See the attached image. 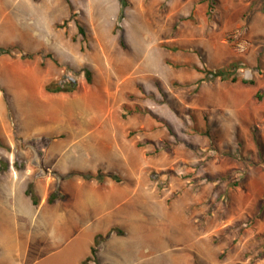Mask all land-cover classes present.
<instances>
[{"label": "rangeland", "instance_id": "374dc122", "mask_svg": "<svg viewBox=\"0 0 264 264\" xmlns=\"http://www.w3.org/2000/svg\"><path fill=\"white\" fill-rule=\"evenodd\" d=\"M124 3L0 0V264H76L98 229L87 264H264V0ZM98 170L111 205L66 177ZM63 182L85 230L48 258L68 239L37 234L24 193Z\"/></svg>", "mask_w": 264, "mask_h": 264}, {"label": "crops", "instance_id": "0c3cea01", "mask_svg": "<svg viewBox=\"0 0 264 264\" xmlns=\"http://www.w3.org/2000/svg\"><path fill=\"white\" fill-rule=\"evenodd\" d=\"M59 113V114H58ZM60 112H54L52 111L49 117L50 122L53 123H58V119L60 116ZM52 127V126H51ZM52 129H55V127H52ZM14 185H16L17 187L20 185V187H22V184L18 183V181L14 180L13 178L10 179ZM83 180H78L79 185H83V184H89L94 186L95 188H97V190H95L96 192H98V200L96 201V203L99 204H107V205H111V199L112 196L114 195H118L120 192L119 189V185L116 183H113L112 180H108L107 182H103V183H99L97 181H85L82 182ZM66 182V181H65ZM65 182H63L62 184V190L63 192H61V195H65L66 198L65 199H59L57 200L55 203L53 204H49L48 203V197L51 195H48L47 198H45L44 200L40 201L39 200V205L35 206L31 200V198H29L26 195V192L24 193L26 197H28L34 207V211L35 214L33 216V221H32V225L33 227H37L39 228L36 232L37 234L42 233V231L44 230L45 232L48 230V226H50L52 229L48 230V234L49 236H51L52 239L55 240H61L64 239L65 237H67V241L64 243L63 247H60L61 243L59 242L56 245H52L50 247L51 251H50V255L49 253H47V257L51 258L54 256L59 257L60 255L63 254L64 251L67 252V249L69 246L73 245L74 240L77 236H79L84 230L82 228L79 227V225H76V219H72L70 220L65 213H61L59 210V207L61 205H64V202L68 201L70 199L69 194L65 191L64 189V184ZM81 182V183H80ZM122 189H125L124 185L121 186ZM117 208L119 207L118 205H116ZM110 207V206H109ZM110 212L113 211L112 208H109ZM109 212V210L107 211ZM48 214V216H47ZM53 215V219L51 217H49L50 215ZM39 226V227H38ZM115 225H110V227H112L114 230L117 226L113 227ZM114 234V232H112ZM103 234V230L98 229L95 232V236H94V242H90V244L87 246V251L79 258L76 259V264H82L83 262H85V260L90 258V255L92 253V248L95 246V242L97 240V238L101 237ZM59 246V247H58ZM103 246V242L101 243V247L97 248V252L101 250ZM74 246L71 247L70 249L73 250ZM21 251V250H20ZM27 252L28 249L25 250V255L27 256ZM9 253L11 255L14 254L13 250L11 248H9ZM97 256V254H96ZM102 264V263H99ZM105 264V263H104Z\"/></svg>", "mask_w": 264, "mask_h": 264}, {"label": "trees", "instance_id": "16d2710c", "mask_svg": "<svg viewBox=\"0 0 264 264\" xmlns=\"http://www.w3.org/2000/svg\"><path fill=\"white\" fill-rule=\"evenodd\" d=\"M120 1L123 2V4H125L124 3L125 0H120ZM80 31H81L82 34H84V30L82 28H80ZM0 54H11V50L10 49H0ZM237 71H238L237 65L232 64L229 67L223 68V69L218 70L216 72H214V71L209 72V77H210L211 80H216V79L220 78L222 81L230 80L232 82H237L238 78L237 77H232V75H234V73L237 72ZM85 74H86V77H87L88 81H90V72L85 70ZM242 83L254 85L255 81L254 80H250V81L242 80ZM46 89H47L48 92H51V93H74L75 91H77L78 87L76 86V83L73 82V83H70V84L62 83L60 86H57L54 89H51L50 87H47ZM258 147H259L260 154H263L264 150H263L261 144H258ZM7 170H8V167L0 166V173H5ZM76 175L82 177V179H84L85 181H97L99 183H103L107 179V176L104 175L102 170H98V172L95 173V174L94 173H84V174L71 173V174H68L66 177H67V179H69V178H72V177H74ZM110 178H112L115 181H119V178L117 176H115V175L111 176ZM26 195L29 198H31V200H32V202H33V204L35 206L39 205V198L34 194L32 188H29L26 191ZM65 198H66V196L65 195H61L60 193H52L48 197V203L49 204H53L57 200L65 199ZM100 238L101 237L97 238V240L95 242V246L92 248V254L93 255L96 254L97 248L100 246ZM90 260H91V258L87 259L84 264H87V262L90 261Z\"/></svg>", "mask_w": 264, "mask_h": 264}, {"label": "bare ground", "instance_id": "6f19581e", "mask_svg": "<svg viewBox=\"0 0 264 264\" xmlns=\"http://www.w3.org/2000/svg\"><path fill=\"white\" fill-rule=\"evenodd\" d=\"M97 59H98V58H97ZM134 66H135V65H134ZM119 69H120V68H119ZM119 69H118V70H119ZM118 70H117V71H118ZM119 71H120V70H119ZM145 74H146V73H145ZM113 75H114V74H113ZM144 79H145V78H144ZM105 84H106V83H105ZM96 88H97V87H96ZM100 88L103 89V87H100ZM105 88H107V87H105ZM107 89H108V88H107ZM98 91H99V90H98ZM105 91L107 92V94L109 95V98H110V97H111V93H110V91H109V90H105ZM99 92H100V91H99ZM103 92H104V91H103ZM104 93H105V92H104ZM90 94H91V93H90ZM90 94H89V95H90ZM100 94H101V93H100ZM107 94H106V95H107ZM101 95H102V94H101ZM95 97H96V96H95ZM102 97H103V96H102ZM104 97H106V96H104ZM90 99H91V98H90ZM94 100H95V99H94ZM108 100H109V99H108ZM105 101H106V100H105ZM105 101H104V102H105ZM110 103H111V101H110ZM112 103H113V102H112ZM92 104L95 105V103H92ZM105 104H106V103H105ZM89 105H90V108H91V107H94L93 105L91 106V104H89ZM89 105H88V106H89ZM106 106H107V105H106ZM106 106H105V107H106ZM94 109H95V108H94ZM60 111H62V110H60ZM91 111H94V110H91ZM96 111H97V113H98L99 110H96ZM99 112H100V111H99ZM91 113H92V112H91ZM98 118H99V117H98ZM36 121H37V123H38V120H36ZM95 121H97V119H96ZM43 122H44V121H43ZM93 122H94V121H93ZM37 123H36V124H37ZM39 123H40V122H39ZM41 123H42V122H41ZM96 123H97V122H96ZM97 124H98V123H97ZM51 125L53 126V123H52ZM51 125H50V126H51ZM55 125L58 126V124H55ZM101 125H102V124H101ZM36 126H37V125H36ZM61 128H62V127H61ZM56 129H57V128H56ZM54 130H55V129H54ZM57 130H59V127H58ZM60 130H61V129H60ZM51 131H53V130H51ZM55 131H56V130H55ZM53 132H54V131H53ZM105 135H106V134H105ZM100 137H101V136H100Z\"/></svg>", "mask_w": 264, "mask_h": 264}]
</instances>
